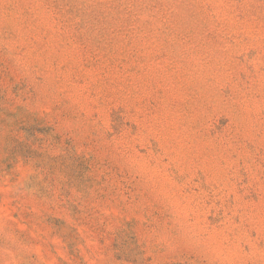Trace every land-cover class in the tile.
Wrapping results in <instances>:
<instances>
[{"label":"rangeland","instance_id":"obj_1","mask_svg":"<svg viewBox=\"0 0 264 264\" xmlns=\"http://www.w3.org/2000/svg\"><path fill=\"white\" fill-rule=\"evenodd\" d=\"M0 264H264V0H0Z\"/></svg>","mask_w":264,"mask_h":264}]
</instances>
